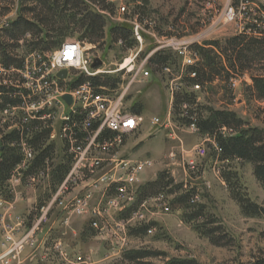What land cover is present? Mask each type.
<instances>
[{"label":"rangeland","instance_id":"1","mask_svg":"<svg viewBox=\"0 0 264 264\" xmlns=\"http://www.w3.org/2000/svg\"><path fill=\"white\" fill-rule=\"evenodd\" d=\"M93 1L95 3L86 0V9L102 16L101 37L84 38V27L73 24L67 28L65 36L50 35L53 38L47 43L50 50L43 54L58 49L51 46L55 39L62 43L77 41L87 56L102 61L98 69L105 73L96 78L102 82L116 80L115 87L100 88L113 96L122 95L123 108L132 112L139 110L143 124L137 133L124 138L116 158L152 161V166L140 175L138 201L134 206L137 208L143 203L145 218L143 221H132L127 226H118L117 220H126L130 214L123 218L118 213L103 214L100 225L108 235L106 237L98 235L91 228L90 214L70 217L66 225L63 223L66 214L59 210L50 211L46 223L32 236L34 246H25L16 264H62L53 253L50 255L47 252L52 242H60L74 264H132L123 256L128 251L138 250L153 255L143 261L149 264H164L169 260H193L197 264H251L264 259V216L247 215L235 200L238 194V198L244 197L264 209V183L254 176L251 163L237 159L222 160L217 156L213 146L215 143L184 124V107L176 106V95L181 96L184 91L193 93L196 104L186 110L196 114L199 111L203 118L209 115L205 109L233 112L242 121L238 131L251 133L256 130L264 138V102L254 100L249 89L252 85L250 75L264 73L260 66L252 67L249 73H238L236 77L222 73L198 90L184 83L188 67L202 63L191 50L193 46L210 42L224 46L236 36L255 38L242 33L243 20L239 16L235 14L230 20L232 0ZM31 6L20 0L0 2V15L7 10L6 16L0 17V30L3 22L4 27L18 14H24L31 20L32 15L26 10ZM102 6L107 9L103 10ZM74 13L78 14L77 21L84 16L83 12L80 14L78 11L68 14ZM118 27L127 31L126 41L116 37L114 32ZM134 28L142 36L141 44L133 38ZM25 40L36 41L32 36H27L18 42L14 55L21 62L28 55ZM157 52L166 54L168 58V65L163 69H156L150 64ZM183 56H195L194 64L184 67ZM126 59L130 63L121 70ZM140 67L136 80L131 82ZM142 69L149 72L148 77H143ZM77 78L79 73L73 71L72 81ZM153 118H158L161 123L152 125ZM4 132L9 134L6 129ZM223 134L226 135L225 130ZM11 147L18 151L16 147ZM198 148L205 150L204 155L196 156ZM62 149V145L58 144L55 166L66 165V155ZM191 161L193 165L188 166ZM162 174L166 177L164 184L171 181L160 192L168 211L158 208L151 200L154 192L148 197L142 196L143 189L156 182ZM223 176L229 179V183ZM51 177L33 186L27 185L24 179L15 185L13 192L16 200L13 206L5 211L0 207V232L1 225L13 220L16 215H22L25 196L29 192L33 190L37 195L41 193L44 196L47 187L52 185ZM22 183L27 189L20 187ZM57 186H52V189ZM80 188L77 187L73 194ZM4 193L6 197V190ZM51 195L41 203L39 200L32 213L25 215L29 223L37 218L39 208L51 199ZM142 227H147L143 234L129 233ZM149 228L153 230L151 233L147 231Z\"/></svg>","mask_w":264,"mask_h":264},{"label":"built area","instance_id":"2","mask_svg":"<svg viewBox=\"0 0 264 264\" xmlns=\"http://www.w3.org/2000/svg\"><path fill=\"white\" fill-rule=\"evenodd\" d=\"M230 7L233 12L230 20H233L235 14L243 20L242 33L264 40V0H232ZM133 38L141 44L142 36L137 28H134ZM68 51L72 52L71 58L66 54ZM178 54L182 57L180 51ZM195 58L183 56V66H192ZM95 59L87 56L80 43L68 40L46 55L29 53L19 68L6 70V74L13 76V79H6V86L17 90V96H20L18 102L7 105L0 112L2 124H6V132L23 133L29 126H33L35 130H48V142H63L64 153L71 166L65 178L51 192V199L39 208V214L32 223H29L27 216L16 215L13 220L1 225L0 264H16L25 246H34L32 236L46 223L49 212L53 210L66 214L63 222L66 225L70 217L90 214L91 228L98 235L106 237L108 235L100 225L103 214H122L133 208L128 219L117 220L118 226H127L132 221H143L145 218L143 203L137 208L134 206L140 175L152 166V161L116 158V152L123 145L124 138L139 131L143 118L123 108L122 95L119 99H111L109 92L91 83L90 79L105 73L91 68ZM139 70L141 67L133 75L131 82L136 80ZM62 71H66L64 79L58 77ZM73 71L85 79L83 85L72 86ZM141 73L143 77L149 76V72L143 69ZM194 76V73L189 75L190 78ZM194 89L198 90L200 87L194 86ZM64 96L70 97V104L63 99ZM160 123L158 118L151 121L154 126ZM189 128L197 131L195 124H191ZM103 131H109L113 138L103 143L98 141V136ZM75 132L79 137L74 136ZM28 136L10 143V146L18 149L21 161L9 176L6 197L0 192V207L4 211L15 203L16 194L13 191L22 179L30 186L44 183L54 170V160H51V165L47 159L43 170L29 172L35 152ZM214 148L218 150L216 145ZM204 153L203 148H198L196 156ZM187 165L192 166L193 162H188ZM77 187L80 190L73 194ZM151 200L158 208L168 211L163 195ZM191 201L194 202L193 199ZM49 231L51 226L48 233ZM147 231L151 233L153 230L149 228ZM47 252L50 255L53 253L62 264L75 263L60 242H52Z\"/></svg>","mask_w":264,"mask_h":264},{"label":"trees","instance_id":"3","mask_svg":"<svg viewBox=\"0 0 264 264\" xmlns=\"http://www.w3.org/2000/svg\"><path fill=\"white\" fill-rule=\"evenodd\" d=\"M5 0H0V2ZM23 4L30 3L31 7L26 8L28 13H31L32 19H28L24 14H18L15 18H11L9 22L4 25L1 24L0 34V112L6 108L7 105H13L18 102L20 96H17V90L6 86V79H13V76L6 74V70L11 68H19L22 65L21 60H16L14 50L18 48V42L23 41L27 36H32L36 41L25 40L26 52H43L50 50L47 48L49 40L53 38L50 35L55 34L58 36H65V32L70 25H80L84 27V38H100L103 28V18L98 14L88 12L86 0H20ZM94 2L93 0H89ZM98 2V0H95ZM95 3V2H94ZM100 3V2H99ZM87 8V9H86ZM103 10L107 8L102 6ZM25 11V10H24ZM81 12L84 16L81 20H76L77 13L69 15L71 12ZM7 12V10H6ZM6 12L1 13L0 17H5ZM132 32V31H131ZM116 37L122 40H127V31L123 27L115 29ZM43 36V37H42ZM62 42H57L55 39L51 46L58 48ZM52 48V47H51ZM191 50L200 58L201 64L199 66L188 67L187 78L184 81L187 87L199 86L204 87L206 84L212 83L215 76L225 73L227 75L233 74L234 77L239 73L252 70V67L260 66L261 71L264 72V40L258 37L249 38L245 36H236L228 40L224 46H220L218 42H210L203 46L195 45ZM150 64L155 66L156 69H163L168 65V58L166 54L157 52L150 60ZM194 73V78L189 75ZM252 85L250 92L254 100L264 102V73L250 75ZM85 79L80 77L72 86H79ZM91 83L97 87H115L116 80H106L102 82L98 78L90 79ZM79 84V85H78ZM195 96L193 93L185 92L181 96L176 95V106L184 107L182 112L183 122L190 126L195 124L198 132L209 137L214 145L218 148L215 152L222 160L244 161L251 163L254 168V176L256 179L264 183V138L260 132L254 130L249 133L247 131H238L242 125L233 112L213 111L207 110L209 115L202 117L198 111L197 114L193 111L186 110L191 105H195ZM132 112V111H131ZM202 112V111H201ZM139 115V110L134 111ZM6 124H2L0 119V192L5 194L6 182L13 169L20 163L21 156L15 148H12L9 143L13 140H19L21 137L29 135L30 145L35 152V158L30 166L29 172L43 170L48 159L50 164L51 160L55 159L54 148L48 142L49 132L46 129L39 128L35 130L33 126H29L23 133L11 132L4 134ZM41 129V130H40ZM226 131V135L223 131ZM75 137H79L77 132L74 133ZM113 138V134L109 131H103L98 136V141L104 142ZM67 142V141H66ZM213 145V146H214ZM52 165V164H51ZM70 168L69 159L66 158V165L55 166L53 170V177H55V186L58 185L66 176ZM225 181H228L226 176H223ZM166 179L162 174L154 183H150L143 189L142 196H147L154 192L153 197H158L161 189L168 187L171 181L164 184ZM56 188V187H55ZM54 188V189H55ZM146 194V195H145ZM148 197V196H147ZM152 197V196H149ZM235 200L242 206V209L247 215L250 216H264V209L259 208L256 204L251 203L244 197ZM138 201V199H137ZM133 208L128 209L120 214V217L130 214ZM147 227H142L130 231L129 233L143 234ZM149 253L138 251H128L124 254L123 259L131 262L132 264H149L143 262L148 257ZM164 264H197L193 260H169ZM251 264H264V259H258Z\"/></svg>","mask_w":264,"mask_h":264},{"label":"crops","instance_id":"4","mask_svg":"<svg viewBox=\"0 0 264 264\" xmlns=\"http://www.w3.org/2000/svg\"><path fill=\"white\" fill-rule=\"evenodd\" d=\"M50 144L54 148V150H53L54 151V154L56 153L58 144H61L62 145V148H63V144L61 142H59V141H55L54 143H50ZM62 150H64V148ZM55 160H56V158H55ZM51 184L52 185H49L50 187H47V189L45 190V192H44L45 194L43 193L44 194L43 197H42V194L41 193H38V195H37L36 194L37 192H35L33 190L31 192H29V194L27 196L26 195L28 193V191H27V193L25 194L26 195L25 196L26 199L24 201L25 203L23 204V207H22V210H21L22 215L25 216L26 214L29 215L30 213H32V211L34 210V207H35L36 204H38L39 202L40 203L43 202L48 196L51 195V191L53 190L52 189V186L55 185V177H51ZM20 187H22V188L25 187L26 188V186L23 183L20 185ZM40 196H41V198H40Z\"/></svg>","mask_w":264,"mask_h":264},{"label":"water","instance_id":"5","mask_svg":"<svg viewBox=\"0 0 264 264\" xmlns=\"http://www.w3.org/2000/svg\"><path fill=\"white\" fill-rule=\"evenodd\" d=\"M102 65V61L100 59H95L93 64L91 65L92 69H97L99 67H101ZM58 77L61 79H64L66 77V71H62L58 74ZM64 100H66L68 102V104H70V97L69 96H64L63 98Z\"/></svg>","mask_w":264,"mask_h":264},{"label":"bare ground","instance_id":"6","mask_svg":"<svg viewBox=\"0 0 264 264\" xmlns=\"http://www.w3.org/2000/svg\"><path fill=\"white\" fill-rule=\"evenodd\" d=\"M130 63V60L129 59H126L125 62L121 65V70H123L124 68L127 67V65ZM80 78V77H79ZM78 80V78H77ZM77 80H73L72 81V84L76 83ZM79 85V84H78ZM83 85V83H81L79 86ZM114 92V91H113ZM112 93V92H111ZM116 93V92H115ZM115 95V94H114ZM117 95V94H116ZM111 99H119L118 96H113V94L111 95Z\"/></svg>","mask_w":264,"mask_h":264},{"label":"snow or ice","instance_id":"7","mask_svg":"<svg viewBox=\"0 0 264 264\" xmlns=\"http://www.w3.org/2000/svg\"><path fill=\"white\" fill-rule=\"evenodd\" d=\"M68 58H71V53L67 54Z\"/></svg>","mask_w":264,"mask_h":264},{"label":"clouds","instance_id":"8","mask_svg":"<svg viewBox=\"0 0 264 264\" xmlns=\"http://www.w3.org/2000/svg\"><path fill=\"white\" fill-rule=\"evenodd\" d=\"M69 53H71V55H72V52L71 51H68L66 54H69Z\"/></svg>","mask_w":264,"mask_h":264}]
</instances>
